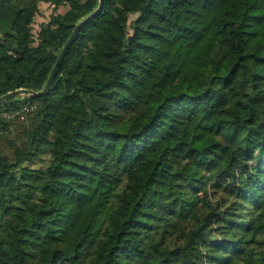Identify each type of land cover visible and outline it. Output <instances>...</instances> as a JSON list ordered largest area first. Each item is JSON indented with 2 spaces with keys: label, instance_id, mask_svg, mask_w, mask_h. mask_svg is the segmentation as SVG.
<instances>
[{
  "label": "trees",
  "instance_id": "trees-1",
  "mask_svg": "<svg viewBox=\"0 0 264 264\" xmlns=\"http://www.w3.org/2000/svg\"><path fill=\"white\" fill-rule=\"evenodd\" d=\"M99 3L0 0V96ZM262 258L264 0H104L0 103V264Z\"/></svg>",
  "mask_w": 264,
  "mask_h": 264
},
{
  "label": "water",
  "instance_id": "water-1",
  "mask_svg": "<svg viewBox=\"0 0 264 264\" xmlns=\"http://www.w3.org/2000/svg\"><path fill=\"white\" fill-rule=\"evenodd\" d=\"M99 7L90 15H88L85 19H83L74 29L72 35L70 36V38L68 39V41L66 42V44L64 45L63 49L61 50V53L57 59V62L55 64V66L53 67L52 73L44 87V89L42 91L36 92L33 90H27V89H18L15 91H11L5 95L0 96V103L7 101L10 98L16 97V96H27V97H33V98H37V97H41L43 95H45L46 93H48V91L51 88L52 82L55 78V75L58 71V68L60 66V63L64 57V55L66 54L67 50L69 49L70 45L72 44L73 40L75 39L77 33L79 32V30L81 29V27L83 25H85L88 21H90L97 13H100L103 10V4H104V0H99Z\"/></svg>",
  "mask_w": 264,
  "mask_h": 264
},
{
  "label": "rangeland",
  "instance_id": "rangeland-1",
  "mask_svg": "<svg viewBox=\"0 0 264 264\" xmlns=\"http://www.w3.org/2000/svg\"><path fill=\"white\" fill-rule=\"evenodd\" d=\"M66 11V8H60L58 12L64 13ZM54 12L53 6H49L46 4L41 5V11L36 16L35 23H34V30L35 32L38 31L41 26L45 23H47L50 19V15ZM219 164L217 163L215 166L217 167ZM261 264H264V258L260 261Z\"/></svg>",
  "mask_w": 264,
  "mask_h": 264
}]
</instances>
